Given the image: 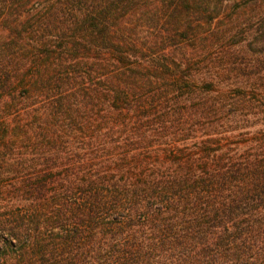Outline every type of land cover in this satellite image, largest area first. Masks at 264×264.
Returning a JSON list of instances; mask_svg holds the SVG:
<instances>
[{"label": "trees", "instance_id": "1", "mask_svg": "<svg viewBox=\"0 0 264 264\" xmlns=\"http://www.w3.org/2000/svg\"><path fill=\"white\" fill-rule=\"evenodd\" d=\"M0 264H264V0H0Z\"/></svg>", "mask_w": 264, "mask_h": 264}]
</instances>
